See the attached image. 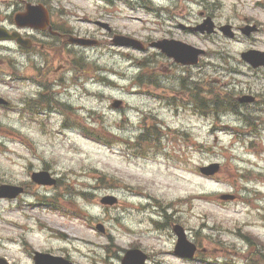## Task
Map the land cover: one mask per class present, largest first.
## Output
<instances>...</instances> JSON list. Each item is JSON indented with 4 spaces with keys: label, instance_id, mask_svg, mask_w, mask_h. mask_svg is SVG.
<instances>
[{
    "label": "rangeland",
    "instance_id": "obj_1",
    "mask_svg": "<svg viewBox=\"0 0 264 264\" xmlns=\"http://www.w3.org/2000/svg\"><path fill=\"white\" fill-rule=\"evenodd\" d=\"M44 1L55 16H63L53 21L64 33L99 45L67 49L71 62L82 55L86 65L79 64V82L72 83L69 70L64 80L62 73L57 79L51 75L60 65L57 60L48 63L44 74L37 73L16 45L0 44V96L9 106L0 108V185L25 190L16 200L0 199V258L34 264L38 251L72 264H120L125 251L136 248L147 254V264H264L257 255L264 254V127L258 129L264 106L249 107L243 119L236 102L243 95H264V81H257L239 58L242 51L258 48L264 34L236 42L218 39L210 48L236 75L222 70L215 54L197 68L182 70L152 50L111 44L113 34L159 35L153 18L127 5L103 12L90 0ZM23 2L0 0L1 27L23 33L12 22ZM219 2L218 13L227 16L226 0ZM252 7L247 2L246 9ZM197 10L191 7L193 15ZM190 41L201 46L195 38ZM13 72L24 78L45 76V90L38 96L37 84L17 80V75L12 79ZM181 78L196 83L194 102V91L179 86ZM114 101L121 103L119 108L112 107ZM212 163L220 171L201 175L199 168ZM40 171L56 179V185L33 184L31 173ZM252 188L258 193L245 194ZM200 194L210 195L209 202L197 199ZM228 195L235 198L220 199ZM103 198L116 203L102 205ZM51 205L58 211H50ZM173 225L206 252L190 261L175 257Z\"/></svg>",
    "mask_w": 264,
    "mask_h": 264
},
{
    "label": "flooded vegetation",
    "instance_id": "obj_2",
    "mask_svg": "<svg viewBox=\"0 0 264 264\" xmlns=\"http://www.w3.org/2000/svg\"><path fill=\"white\" fill-rule=\"evenodd\" d=\"M232 2L235 3L237 6H247V2L253 3V11H248L245 7H241L246 9L247 11H241L240 14H237L233 8H236L233 6H229V10L227 11L228 15L226 16V25L231 24V21L238 16L242 19L244 24L240 27H234L233 28L237 32H242V28L245 26H254L255 32L254 34L261 33V27L262 25V19L264 20V0H226V2ZM134 2H142V0H128L129 5H132ZM216 2L217 0H168L166 3L167 5H163L162 7H158L157 10L153 12L152 15H154L159 23L163 25L161 27V34L158 36H155L154 38H147V42H152V39H166V40H176V41H182L187 43L191 46H197L195 44H191L189 41L191 38H200L204 40L203 43H201V48H205L206 52L205 55L209 54L208 48L209 46L213 45V38L214 36H206L202 35L198 32H193V28L197 27L200 23L203 22L205 18H210L213 20L215 25L219 27V21L217 19L219 18L218 15H216ZM197 7L199 11L196 13L197 19L194 18L192 12L187 7ZM227 7V5H226ZM257 10V11H256ZM257 16H260L261 19H259ZM255 21V22H254ZM256 23V24H255ZM232 26V25H231ZM52 33L48 32H39L37 33L38 36H43L50 40V43H44V42H37L34 38L30 37L32 40L33 46L30 48V50H37L38 46H41V49L44 52L50 53L53 56V60L57 57L60 62H67L68 59L63 60V48L56 47L58 43L61 45V38L62 34L60 30H57V27L55 23H52ZM176 29H179L178 34L176 33ZM243 33V32H242ZM241 33V34H242ZM251 35V34H250ZM249 36L242 35L244 39L250 38ZM236 39V38H235ZM234 39V40H235ZM230 41V40H228ZM47 42V41H46ZM46 47V48H45ZM260 49V50H258ZM39 50V49H38ZM255 50L264 53L263 50V43H260L258 48ZM60 69V66L58 67V70ZM257 73V78H259L260 82L264 81V67L255 69Z\"/></svg>",
    "mask_w": 264,
    "mask_h": 264
},
{
    "label": "water",
    "instance_id": "obj_3",
    "mask_svg": "<svg viewBox=\"0 0 264 264\" xmlns=\"http://www.w3.org/2000/svg\"><path fill=\"white\" fill-rule=\"evenodd\" d=\"M29 17H32V12H30L26 16V18L23 20L25 24H30L33 22V18H29ZM18 20H19V17H16L15 19L16 23L17 22L19 23ZM3 37H4V34L3 35L1 34L0 38H3ZM217 169L218 167L214 165V166H210L209 168L202 169L201 172L206 175H212L217 171ZM32 179L38 184L51 185L54 183L53 181L48 179L45 173L35 174L32 176ZM20 192H21V189L3 187L0 189V197L14 198ZM105 203L112 204L114 203V201L109 200ZM175 231L178 235V243L176 246L175 253L179 255L180 257L191 258L195 250L194 246L186 242L181 229L176 228ZM144 261H145V256H143L140 252L130 251L126 253L125 259L122 261V264H144ZM35 262L36 264H68L67 262H64L63 260H61L60 258H53L48 255H40V254H36ZM0 264H4V263L0 261Z\"/></svg>",
    "mask_w": 264,
    "mask_h": 264
},
{
    "label": "bare ground",
    "instance_id": "obj_4",
    "mask_svg": "<svg viewBox=\"0 0 264 264\" xmlns=\"http://www.w3.org/2000/svg\"><path fill=\"white\" fill-rule=\"evenodd\" d=\"M171 177V176H170ZM188 197V196H187ZM197 199H200V201L204 202V203H208L210 200V195L207 194H200L196 196ZM196 199V200H197ZM181 200V199H180ZM184 200V199H182ZM58 237V236H57Z\"/></svg>",
    "mask_w": 264,
    "mask_h": 264
}]
</instances>
